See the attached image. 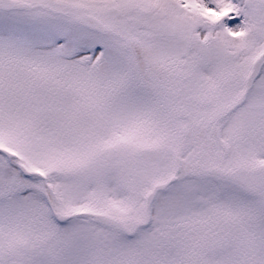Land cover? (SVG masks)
<instances>
[{
  "label": "snow or ice",
  "instance_id": "1",
  "mask_svg": "<svg viewBox=\"0 0 264 264\" xmlns=\"http://www.w3.org/2000/svg\"><path fill=\"white\" fill-rule=\"evenodd\" d=\"M0 264H264V0H0Z\"/></svg>",
  "mask_w": 264,
  "mask_h": 264
}]
</instances>
